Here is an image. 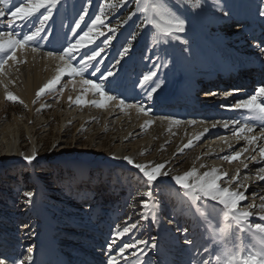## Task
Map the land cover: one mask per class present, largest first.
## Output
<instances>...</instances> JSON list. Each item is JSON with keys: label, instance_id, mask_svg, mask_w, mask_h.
Segmentation results:
<instances>
[{"label": "rangeland", "instance_id": "1", "mask_svg": "<svg viewBox=\"0 0 264 264\" xmlns=\"http://www.w3.org/2000/svg\"><path fill=\"white\" fill-rule=\"evenodd\" d=\"M185 1L193 7L192 3ZM21 2L22 0H8L9 7L0 4V10L5 11V15L0 17V22H3L5 28L0 32H14L18 38H22L23 35L34 32L36 28H41V31L31 43L17 49L16 61L10 60L5 65V68L12 72V63L14 65L24 61L23 53L27 54L33 48L40 52L38 48L43 45L46 48L44 55L49 52L59 54L64 48L74 44L92 26L95 17L101 14L100 8L105 0H58L51 9L50 18L42 25L40 20L43 15H47L46 9H40L28 20L10 23V12ZM110 2L116 6L105 9L104 24L93 30L90 34L91 41L79 48L74 55L72 63L81 67V59L99 52V55L89 62L86 72L84 71L85 76L78 77L93 80L96 69L102 70L107 65V68L112 70L115 62H125L117 77L120 80L135 78L139 74L147 75L151 65L156 71V77H153L160 80L159 83L166 84L162 89L155 87L154 95L160 93L159 89H169L168 92H172L175 81L179 79V75H176L178 71L172 53L173 46L166 38L160 37L152 24L145 22V14L137 9V0ZM199 2L200 6L193 8L200 15L212 14L216 6H219L222 8V15L231 13L232 18H238L233 20L237 24L235 29L239 27L240 22H246V15L247 18L254 16L253 20L259 25V31L255 34L256 40H259L260 34L264 32V15L261 14L264 12V0ZM166 4L176 16L190 20L191 14L189 11L187 14L182 8L181 0H166ZM247 22L250 24L252 21L248 19ZM109 27L112 31H109ZM100 32L103 35H100ZM144 61L147 62V67ZM94 80L96 82L98 78ZM121 82L116 83L117 88H111L115 91L123 90L126 84ZM216 89L217 87L212 90ZM69 93L76 92L70 89ZM107 94L116 97L113 90L107 91ZM214 96L211 101L223 97L221 93ZM100 98L99 94L93 93L92 101L81 105L64 98L63 93L53 94L52 98L32 108L20 98L15 102L7 99L0 102V253L5 255V260L11 264H17L20 260H23L24 264H66L65 256L72 248L78 247L84 239H96L76 235L70 229L77 233L82 229L84 234L95 236L98 231L109 232V245L105 247L109 252L120 250L125 245H134L125 248L123 252L127 264H162L164 258L161 257L163 253L158 246L159 241L162 242L165 253H170L178 242L184 243V247L192 246L200 238L201 224L206 228L210 245L216 250L219 242L213 237L212 231L219 221L221 206L201 197L197 201L199 206L196 207L195 201L171 179L181 173V166L168 163L166 171L169 176L149 185L139 169L122 165V162L108 161L116 146H121L119 138L127 129L122 128L119 131L115 128L118 117H110L111 106L97 107L93 103ZM139 101V106H147L146 109L158 113V117L182 112L181 109L171 110V113L164 115L168 111L167 108L158 110L152 102L148 103L143 99ZM152 117V114L147 116L149 119ZM14 118L23 120L19 126L18 140L22 148L16 160L15 156H12L5 164L4 157L8 150L5 144L11 141L5 131L16 129L13 126ZM87 120L89 122L85 123ZM27 127L33 132L32 135L27 132ZM168 137V134L160 133L152 138L137 137L138 143L149 147L147 154L138 157L139 164L153 166L167 160L170 152L177 161H182L185 155H178L176 139L173 138L174 143H168ZM214 143L212 140L206 144L216 150L222 148L223 143ZM32 147H36L37 157L32 164H28L24 156H30ZM85 152H88V155H84ZM72 153L74 157H70ZM151 159L153 161L149 164ZM187 162L190 166L191 160ZM206 163L204 169L217 164L221 173L227 174L226 179L231 178L230 166L223 165L220 158L210 157ZM149 191L151 196L147 195ZM25 192H31L33 195L27 197ZM158 205L162 207L159 212ZM156 211L159 217L156 216ZM45 221L49 224L48 232L55 238V244L47 240L44 232ZM172 221L179 223L178 229L172 226ZM126 227L130 230L118 235L123 233ZM157 229L168 232L160 237ZM180 231L184 234L177 236ZM175 233L177 237H174ZM232 235L242 236L245 245L249 243L248 233L241 234L234 229ZM179 237L183 241L178 239ZM29 255L31 260L27 259Z\"/></svg>", "mask_w": 264, "mask_h": 264}, {"label": "bare ground", "instance_id": "2", "mask_svg": "<svg viewBox=\"0 0 264 264\" xmlns=\"http://www.w3.org/2000/svg\"><path fill=\"white\" fill-rule=\"evenodd\" d=\"M9 5V3H6V7H9ZM181 6L190 12V20L186 18L183 19L185 20L184 30L182 32L174 33L176 38L164 37L174 48L172 53H174L176 59L175 67L177 68L178 73L180 68H183L185 71L184 73L176 74L179 75V79L175 81L176 84L174 83V90L166 93L169 99L175 98L176 95L174 94L184 89L183 81H187L189 78H194L196 75H198L197 78L200 81L202 80V76H204L208 69L207 65L210 61H213L212 56L204 52L202 49L204 47V41L207 44H211L220 56L230 59L236 64L249 63L250 65L251 62H255L259 65H264V32L260 34L261 37L259 40H256L257 35L255 34L259 31V25L253 20L254 16L247 18L245 15L246 22H240L238 24L239 27L235 29L234 27L235 25L237 26V24H235V21L233 20L238 18H232L233 15L231 13H225L222 15V8L219 6H216L214 12L207 16L198 14V12L195 11L196 9L190 6L185 0H181ZM248 19L252 21L250 24L247 22ZM186 21L190 23V26L185 23ZM228 22L232 23L229 24ZM224 23L226 25H224ZM4 28L3 22H0V31ZM195 32L203 37L204 40L196 39L194 37L196 36ZM201 41L203 43H201ZM38 49H40V52L30 50L27 54L23 53V58H25L24 61L22 60L14 65L11 62L14 67L13 72L7 70L8 68L5 67L0 71V102L6 99V95L9 92L22 99L31 108L36 104H41L45 100L52 98L53 94L59 95L61 93H63L64 98L74 104H77L76 100L78 98L85 101L79 103L81 105L92 101V94L94 92L87 88V86L83 85L84 79L78 76L74 78L69 76L62 77L61 81L55 86V88L47 90L40 97H37L36 93L38 90L56 75V68L61 64L59 60L43 54L46 49L45 46L40 45ZM115 63L116 64L113 66L112 70H109L106 65L102 70L97 71L96 69L95 74L93 75L94 79L98 78L99 81L97 80V83L105 82L103 86L106 92L113 90L116 93V99L105 101V106L108 105L112 107V110L109 112L111 118L118 117V123L115 128L119 129V131L122 130V128L127 129L119 138L121 146H116L114 154L108 158L110 159L108 161L122 162V165L124 164L127 167L137 169L133 164H129L128 161L124 159V157H131L134 163H139L138 157L149 152L148 146H143L136 141L137 137L143 136L146 138H152V136H155L158 133L164 135L168 134L169 137L166 142L174 143L173 138H175V142L178 143V155L184 154L185 158H183L182 161L179 159V161H177L174 154L170 152V156H168L169 158L167 160L156 163L165 165L162 172H167L166 165H168V163H173L181 166L180 169L182 171L178 175H182L184 172L189 171L192 168H196L200 174L211 171L215 168L219 170L218 174H222L220 167H218L217 164L209 165L207 169H204L207 165L206 162L208 158H213V156L220 158L223 165H226V167L230 166L231 170V175L229 176L231 178L227 180L225 177L219 181L221 186L229 187L230 190L243 192L245 199L241 201V210L249 209L250 205H254L255 207L249 210L258 215H253L250 218V222L264 223V220L259 219V215H264V213L260 212L259 208L261 204H264V180L259 178L264 176V172L260 171V169H264V157L260 154V149L264 148V123H261L260 121H251L254 125V131L252 133L241 134L238 137L237 135H234V133L237 132L242 124L250 122L249 113L243 109L233 111L234 107H232L233 103L237 102L238 104L240 101L255 94L257 88L264 87V76L261 78L263 82L255 88L247 87L245 82L240 80L238 85H242L247 91L249 90L247 93H245L244 90H240L241 88H239L240 91L237 90L236 92H233L232 89L234 85L233 83H229V85L226 86V78L222 83L224 85L222 89L220 88L221 86L217 85L219 87H217L216 91L207 92L209 90H204L203 93L211 96V99L203 100L204 103L211 102L215 97L214 95L219 94L217 90H220L222 93H225L226 91L224 98L215 99L211 102H217L216 105H218V107L217 109L211 110L210 113L202 109H197L200 110L199 112L201 115L196 117L191 115L192 112L184 115L173 114L174 112H172V115L167 117H158V113L148 111L146 109L147 106H143V108L147 110V115L139 111L137 106H139L140 99L151 103V99H153L152 97L164 95V90L161 91V89L165 88L166 84L159 83L160 80L158 81L154 77L145 84V82H143L144 75L141 74L135 78L129 77L128 79L120 80L117 76L120 72V67L125 62ZM144 64L146 66L147 62ZM151 67L152 66L149 65V69L151 70L148 74H156V71ZM216 69L218 70L217 66L214 67V71ZM109 71H111L113 75L108 76L106 80H103L102 77L107 76ZM251 75L253 74L251 73ZM83 76L85 75L83 74ZM117 82L126 84V88H123V90L119 89L118 91L112 89V86H117ZM219 84H221V81ZM155 87L161 88L159 89L160 93L157 96L154 95L155 92L153 91ZM62 88L63 90H61ZM215 88L216 87H213L212 89L214 90ZM70 89H74L76 93L70 94ZM70 97L71 100L69 99ZM102 99L103 98L101 97L99 101ZM121 100L124 101L123 105L120 104ZM169 104L171 110H180L181 108L180 102H177V100L170 101ZM159 109L164 110L161 106H158V110ZM169 113V111H166L164 115ZM148 114H152L154 117L149 119L147 118ZM22 121L21 118H14L13 126L16 127V129L13 131H5L11 138V141L5 144V147L8 148L4 157L5 164L12 159V156H15V160L19 156V151L22 148L18 141L20 136L19 126ZM149 121H151V124L147 123ZM234 121H239L240 123L234 124ZM88 122L89 120L85 123ZM225 124L228 126L225 127ZM26 129L27 132L32 135L33 132H31L28 127ZM245 135L255 136L256 141L253 144H249L247 139H245ZM212 140H214L215 143H223L222 148L216 150L213 149V146L210 147L209 144H206L207 141L208 143H211ZM189 143H191V146H188ZM202 151H205V153L203 154ZM33 152L37 153L36 147H32L30 155H32ZM236 153H240L238 159L231 161L224 159V157L235 156ZM84 155H88V152H85ZM70 157H74V154L72 153ZM189 159L191 160L190 166L187 165ZM152 161L153 160L151 159L149 164H151ZM155 165H153V167ZM168 176L169 174L167 176L162 175L159 179H164ZM234 177L236 178L235 180H233ZM195 203L196 207H198L199 204L197 205V201H195ZM158 221L159 220L157 219V225L159 223ZM48 226V222L45 221L44 232L48 237L47 240L49 243L55 244V238L49 235ZM70 231L74 233L72 229H70ZM201 231L200 238L198 241L194 242L192 246L186 245L184 247V243L178 242V245H176L170 253L164 252L163 244L159 241L158 246L163 253L161 257L164 258L162 264H205V262H208V264H216V255L218 252L210 245V240L203 224H201ZM157 232L160 237H163V235L167 233L160 229H157ZM84 233L85 231L81 229L78 231L77 235L84 237ZM95 234L97 235L86 234V238L96 239H84L78 247L71 249V252L65 256L67 258L66 264H109V260L112 258H115L116 264H127V258H124L125 255L120 254V250L109 252L110 250L105 249V247L109 245L108 237L111 236L109 232L99 233L98 231ZM178 239H181V237ZM181 241H183V239H181ZM4 257L5 255L0 253V259H5ZM6 264H11V262L6 261Z\"/></svg>", "mask_w": 264, "mask_h": 264}, {"label": "snow or ice", "instance_id": "3", "mask_svg": "<svg viewBox=\"0 0 264 264\" xmlns=\"http://www.w3.org/2000/svg\"><path fill=\"white\" fill-rule=\"evenodd\" d=\"M58 0H22L18 7H15L14 11L10 12L9 22L14 23L16 21H25L34 16L40 9H46L47 15H43L40 20L41 25L44 21L48 20L51 16V9L57 4ZM192 3L193 7H199V0H188ZM8 0H0V4H6ZM116 5L111 3L110 0H105V3L100 8V15H97L92 21V26L89 27L87 32L76 40L74 44H70L67 48H64L59 54L52 52L47 53L49 57L59 60L61 64L56 68V75L50 79L43 87H41L36 93L37 97H40L47 90L55 88V86L61 81L62 77H76L83 76L85 69L88 67L90 61L94 60L99 52H94L91 56H87L86 59H81L79 63L81 67L75 66L72 61L77 50L83 47L86 43L91 41V33L99 25L104 24V13L106 8L115 7ZM138 11L145 14V22L152 24L158 31L161 38L173 37L174 33L182 32L184 30V20L176 16L171 9L167 6L166 0H137ZM264 15V12L261 13ZM5 15V11L0 10V17ZM78 26V25H77ZM41 28H36L31 34L23 35L22 38H18L14 32L3 33L0 32V70H3L8 62L16 61V51L18 48H23L28 45L37 35H39ZM109 31H112L109 27ZM103 35L102 32L99 33ZM36 51L35 48L32 49ZM127 51V49H125ZM99 71V69H97ZM113 73L109 71L107 76H103L102 79L106 80L108 76H112ZM155 73H150L143 77V82H147L152 79ZM142 82V83H143ZM83 85L91 89L94 93L99 94L103 99L99 102H93L97 107H104L105 101L115 100L116 97L110 96L104 89L103 83H97L91 79H84ZM155 91V89H153ZM151 95V94H149ZM6 99L9 101H17L18 97L11 92L7 93ZM71 100V97L69 98ZM22 103V101H20ZM82 99L78 98L76 103H83ZM120 104L123 105L124 101L121 100ZM131 107V106H129ZM139 111L147 115V110L141 106H137ZM236 108L246 110L249 113V123L242 124L234 135L238 137L241 134L252 133L254 131V125L251 121H260L264 123V87L256 89L255 94L251 95L247 99L240 101L235 105ZM151 124V121L147 122ZM234 124H239V121H234ZM228 125L225 124V127ZM249 144H253L256 141L255 136L245 135ZM188 146H191L189 143ZM260 154L264 157V148L260 149ZM240 156V153H236L232 157H224L226 160H236ZM37 153L33 152L30 156H24V160L28 164H32L36 160ZM129 164H133L135 168L143 174L146 178V182L152 185L157 182L160 176H167V172H162L165 168L164 164H156L154 167L148 164L134 163L131 157H124ZM203 167V165H202ZM264 172V169H260ZM219 170L213 168L211 171L198 173L196 168H192L189 171L184 172L182 175H175L171 177L175 184L179 188L185 191V194L192 200L198 201L201 197L208 198L211 201L216 202L220 207L219 221L213 226L212 235L219 243L217 245L216 264H264V223H251L250 218L257 213L249 210L254 205H250L249 209L241 210V201L245 199L243 192L230 190L229 187H222L219 181L224 179L227 174H218ZM264 180V176L259 177ZM236 178L234 177L233 180ZM25 196L31 197L33 193L25 192ZM148 196L152 193L149 191ZM145 206H147L145 202ZM260 212L264 213V204L259 206ZM259 219L264 220V215H259ZM238 231L241 234L248 233L250 235L249 243L244 244L242 236L233 237V230ZM130 229L126 227L122 235L127 233ZM143 243V241H141ZM155 245H153L154 247ZM111 247V245L109 246ZM134 247V245H125L120 249L122 255L125 248ZM31 252V249H29ZM31 260V256L27 257ZM0 264H6L5 259H0ZM17 264H24L23 260L17 262ZM109 264H116L115 258L109 260ZM208 264V262H205Z\"/></svg>", "mask_w": 264, "mask_h": 264}]
</instances>
